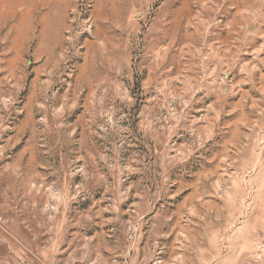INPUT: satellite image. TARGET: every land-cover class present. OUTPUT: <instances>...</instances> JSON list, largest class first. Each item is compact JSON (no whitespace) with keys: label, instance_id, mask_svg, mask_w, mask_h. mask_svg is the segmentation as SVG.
Listing matches in <instances>:
<instances>
[{"label":"rangeland","instance_id":"374dc122","mask_svg":"<svg viewBox=\"0 0 264 264\" xmlns=\"http://www.w3.org/2000/svg\"><path fill=\"white\" fill-rule=\"evenodd\" d=\"M0 264H264V0H0Z\"/></svg>","mask_w":264,"mask_h":264}]
</instances>
